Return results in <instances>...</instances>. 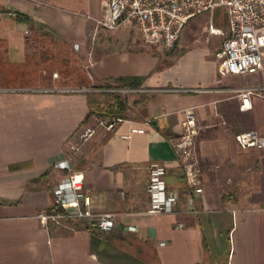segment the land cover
I'll return each mask as SVG.
<instances>
[{
	"label": "crops",
	"instance_id": "obj_1",
	"mask_svg": "<svg viewBox=\"0 0 264 264\" xmlns=\"http://www.w3.org/2000/svg\"><path fill=\"white\" fill-rule=\"evenodd\" d=\"M105 1L0 0L7 64H25L27 26L36 25L85 61L78 87L122 79L139 89L122 122L85 139L86 115L101 108L94 97L55 90L67 86L0 89V264H264V149L234 139L250 129L264 136V52L262 70L220 75L215 53L228 18L215 8L189 19L172 49L149 54L133 33L96 25ZM248 87L261 90L240 110L237 92ZM185 111L198 126L199 193L185 184L172 144ZM63 160L82 175L93 211L115 213L111 231L37 217L50 212L51 187L69 174L55 166ZM152 164L178 191L173 213L147 211ZM190 194L196 213L186 210Z\"/></svg>",
	"mask_w": 264,
	"mask_h": 264
},
{
	"label": "built area",
	"instance_id": "obj_2",
	"mask_svg": "<svg viewBox=\"0 0 264 264\" xmlns=\"http://www.w3.org/2000/svg\"><path fill=\"white\" fill-rule=\"evenodd\" d=\"M223 8L227 13V36L221 48L215 53L218 60L217 71L220 75L250 74L262 70L264 52V0H106L102 13L95 19L102 29L113 31L119 28H132L142 45L172 49L188 22L195 15ZM209 31L218 30L209 25ZM54 76L56 74L54 73ZM61 92H87L129 94L139 89L127 86L72 87L55 89ZM261 87L240 89V110L249 108V95L257 93ZM121 117H102L95 120L93 128L87 127L80 138L91 136L99 127L112 131L122 122ZM182 133L173 141L174 152L181 165L187 187L194 193L201 192L199 187V160L195 146L198 135L196 118L191 111H185ZM235 142L241 149H264V136L250 129L236 133ZM69 150H78L75 142H69ZM59 169L69 174L51 187L52 206L50 212H40L37 217L44 223L50 220H71L89 228L109 232L115 226V213H98L92 209L91 192L84 187L83 177L74 171L68 160L55 163ZM166 169L152 164L148 171L146 192L150 213H173L179 201L178 191L168 187ZM186 210L196 213L192 194L186 198ZM133 232L135 226H127Z\"/></svg>",
	"mask_w": 264,
	"mask_h": 264
},
{
	"label": "rangeland",
	"instance_id": "obj_3",
	"mask_svg": "<svg viewBox=\"0 0 264 264\" xmlns=\"http://www.w3.org/2000/svg\"><path fill=\"white\" fill-rule=\"evenodd\" d=\"M223 10V8H220ZM225 15L227 13L223 10ZM206 13V12H205ZM207 23V22H206ZM32 27V28H31ZM27 26L30 31L28 36V44L26 55L30 58L26 59L25 64L22 67H13L6 63L5 56L0 58V89H10L15 87H78L77 85H84L83 66L85 61L82 60L78 55H76L73 48L68 47L64 42L55 39L46 30L40 29L38 26ZM120 30H126L135 35L137 41V35L132 28H119L113 30L117 32ZM104 33H109L111 31H103ZM146 48L147 46L142 45ZM149 54L163 53L165 49L150 46ZM152 50V51H150ZM167 50V49H166ZM2 48L0 46V55L2 53ZM45 54L47 58L42 60L41 54ZM4 59V60H3ZM37 60V61H36ZM38 63V66L35 64ZM47 67V68H46ZM38 69L36 72L35 70ZM54 73L56 76H54ZM104 85L108 86H132L130 83L118 81L107 82ZM134 86V85H133ZM100 87V86H97ZM66 93H78L84 96H92L98 101L101 107L112 101L114 96H119L125 103L130 100V97L134 94H111V93H87V92H66ZM95 95V96H93ZM98 110H94V115H90L80 131H84L87 127L93 128L95 126V120L97 118L105 117L104 115H98ZM69 149V148H68ZM72 153L71 150H69Z\"/></svg>",
	"mask_w": 264,
	"mask_h": 264
},
{
	"label": "trees",
	"instance_id": "obj_4",
	"mask_svg": "<svg viewBox=\"0 0 264 264\" xmlns=\"http://www.w3.org/2000/svg\"><path fill=\"white\" fill-rule=\"evenodd\" d=\"M29 39L26 40V44H28ZM4 55V51H2L0 58L2 59ZM30 58L26 55V59ZM41 58H43L42 60H44L45 58H47L45 56V54H41ZM4 60V59H3ZM6 60V59H5ZM37 61V60H36ZM26 62V61H25ZM38 66V63H35ZM47 68V67H46ZM38 69L35 70V72ZM116 81H121V82H125L122 79L120 80H116ZM98 86V85H96ZM125 112H126V103L125 101H123L119 96H114L112 98V101L108 104L105 105V107H101L100 109H98L97 114L98 115H104L105 117H109V118H113V117H124L125 116ZM91 115V113H88L84 119V122L88 119V117Z\"/></svg>",
	"mask_w": 264,
	"mask_h": 264
}]
</instances>
